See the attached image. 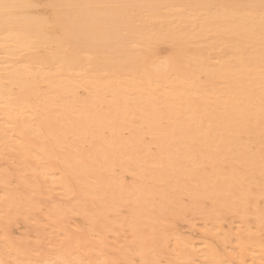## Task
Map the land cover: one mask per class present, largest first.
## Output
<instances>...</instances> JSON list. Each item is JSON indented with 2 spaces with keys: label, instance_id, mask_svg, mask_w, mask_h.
<instances>
[{
  "label": "bare ground",
  "instance_id": "6f19581e",
  "mask_svg": "<svg viewBox=\"0 0 264 264\" xmlns=\"http://www.w3.org/2000/svg\"><path fill=\"white\" fill-rule=\"evenodd\" d=\"M5 3L27 7L7 20L0 9V162L36 195L76 192L91 226L130 205L112 243L39 227L36 238H50L42 263L91 262L99 250L120 264L128 233L141 264H264L262 0H45L46 17L31 14L34 0ZM40 181L53 186L41 193ZM197 212L216 224L198 238L189 228L161 259L146 254ZM233 215L243 219L217 222Z\"/></svg>",
  "mask_w": 264,
  "mask_h": 264
},
{
  "label": "rangeland",
  "instance_id": "374dc122",
  "mask_svg": "<svg viewBox=\"0 0 264 264\" xmlns=\"http://www.w3.org/2000/svg\"><path fill=\"white\" fill-rule=\"evenodd\" d=\"M34 1H36L39 6L35 9H32L31 14L35 16V14L40 13L46 17L47 10L44 6L45 0ZM80 93L81 96L84 95L83 90H80ZM126 133L127 132H125V134ZM5 165V163L0 162V195L2 197V200L4 197L13 199L15 201L14 207L16 210L11 207H7L5 210H2L0 208V233L1 235L3 234L2 236L0 235V237L2 240L9 241V246L7 244L5 247L0 242V259L4 262V264H21L22 262L24 264H43L42 261H44V259L41 260L40 256H44L46 250L43 248L42 243H45V241L47 242L50 238L53 239L56 233L61 234V232L59 231L66 232L72 239H81L82 233L88 232L89 235L93 237L92 239L96 241V243H112V239L114 237H121L123 236L122 234L125 233L121 230V227L123 225L121 221L126 220V218L129 217V202H123L121 207L111 209L106 215L97 218L96 223L91 226L90 224H88L89 222L86 219L85 214H92V206L87 207L88 212H86L85 214L82 213V208L79 205L80 202L77 199L78 194L76 192H74L68 198H59L60 200L50 199V197L44 195L41 190L45 187L47 188L46 190H49V188L53 185L47 183L48 181L45 182V184L40 181L37 185V190L39 189L42 194L36 195L29 190L22 189L20 185L16 183L13 164H9V166ZM151 167L154 170L157 168L156 165H151ZM17 169L19 170L20 175H22L25 180L32 181V179L30 178V172L21 171V167H18ZM116 173H118V170H116V172L112 173L111 175L114 176ZM123 176L125 177V184L132 183L134 179L132 174L127 173ZM182 202L184 207H187L189 205V200L186 195L182 196ZM206 205L208 204L206 203ZM54 207L59 208V210L57 212H53L52 209ZM185 214L186 215L181 221L173 224L174 229L172 230V233L174 234L177 231V234L175 233L174 235H172V240L164 243L160 242L159 246L156 248L150 246L148 247V249L146 250V254L149 257L156 258L155 256L158 252H160L162 256L159 259L165 257L164 253L167 251L166 248L169 245L174 246L176 243H182L183 240L187 239L186 232L190 230L189 228H192L197 232V235L195 237L198 238V235H200V233L204 230L203 224L206 219L199 212ZM46 217L49 220H45ZM227 217L228 219L226 220L217 219V222L225 227L226 224L231 221L233 223H237L239 219H243L238 215ZM254 218V216H248L247 219L244 220H247L252 225V221H254ZM213 222L208 220L206 221V224L208 226H210L211 223L216 224L215 221ZM105 225H107L106 229H103L100 232L99 229H101V227ZM42 226L47 230L45 232V235L48 236L49 234H51L52 236H48L50 238H47V236L42 238L44 242H42L43 240L41 238H36L40 235L39 227ZM262 232L260 233L261 236L264 235ZM125 236L129 237L128 243L122 244V248L115 258H117V261L120 264H141L142 259L138 244L133 240V238L130 237L128 233H126ZM149 243L150 242L148 241V244ZM9 247H12L13 249L19 247L22 248L18 249L19 254L15 256L13 254L14 250L10 249ZM24 247L30 249L28 255L26 254ZM168 250H170V248ZM248 252L250 255L254 253V255L256 254V256L259 257V254L254 252L253 249L249 250ZM81 253H84V251H81ZM94 253L98 254L93 255L94 258L91 262L83 261L81 263L77 260V255H74L68 259L69 264H103L105 260H108V257L111 258V256L99 253V250L95 251ZM57 255L58 253L54 254V256L51 257L54 258V264H62L63 262L59 261L56 258ZM101 255L103 256L102 258L100 257ZM250 257L255 256H253L252 254ZM185 262L186 260L179 261V263L181 264H184ZM151 264H153V262H151Z\"/></svg>",
  "mask_w": 264,
  "mask_h": 264
},
{
  "label": "snow or ice",
  "instance_id": "6c2138e0",
  "mask_svg": "<svg viewBox=\"0 0 264 264\" xmlns=\"http://www.w3.org/2000/svg\"><path fill=\"white\" fill-rule=\"evenodd\" d=\"M21 7H27L23 5H16V4H0V9H3L5 20L8 19V15L12 10L19 9ZM262 7H264V0H262Z\"/></svg>",
  "mask_w": 264,
  "mask_h": 264
}]
</instances>
